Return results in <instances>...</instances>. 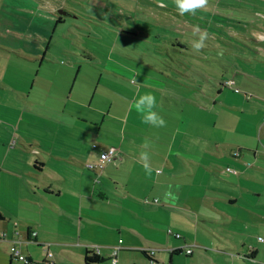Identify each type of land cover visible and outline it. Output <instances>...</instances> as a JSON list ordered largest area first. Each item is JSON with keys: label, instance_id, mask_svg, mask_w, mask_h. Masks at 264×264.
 <instances>
[{"label": "rangeland", "instance_id": "rangeland-1", "mask_svg": "<svg viewBox=\"0 0 264 264\" xmlns=\"http://www.w3.org/2000/svg\"><path fill=\"white\" fill-rule=\"evenodd\" d=\"M59 1L72 14L62 17V21L58 17L60 11L54 10L57 0H0V81H35L38 87L46 79H58L62 85L77 79L68 110L77 106L76 94L83 93V100L86 94L84 124L90 139L97 128L103 131V139L90 144L96 143L104 150L116 147L122 153L116 166L103 169V174L90 171L96 176V189L103 181L105 194L114 201L107 208L121 214L122 217L116 216L119 226L136 227L145 221L155 229L167 231L172 229L169 223H178L177 219L190 213L191 208H206V195L224 199L217 193L233 190L238 194L246 187L261 189V182L247 183L244 177L264 174V51L260 53L264 40L257 43L249 36L240 38L237 34L229 37L219 27L220 31L211 32L209 23L203 27L199 20V26L191 14H185L183 20L175 14V22L153 14H132L135 3L145 5L148 0ZM222 1L221 8L225 4ZM162 2L166 8H176L171 6L175 5L174 0ZM244 2L248 5L242 6L251 12L247 22L264 21L254 15L257 9L264 11V0ZM155 9L168 14L163 7ZM213 17L210 13L203 18ZM223 24L228 25L226 21ZM238 24L252 32L255 39L256 32L264 33V28L255 30L251 23ZM197 26L208 36L206 46L198 52L192 48V42L201 34L196 31ZM14 33L24 37L17 39ZM259 48L262 50L257 51ZM18 62H24L26 68L18 67ZM31 62L40 68L39 75L27 68ZM73 62L80 65H74L73 74L69 75L66 66ZM147 93L156 97L155 111L166 121L165 127L143 123L141 115L132 108L134 100ZM145 140L151 144L150 176L145 174L139 159L140 145ZM114 178L116 184L111 181ZM128 186L147 195L129 197L127 204L122 199L124 187ZM115 190L118 203L109 193ZM244 201L240 197L239 202ZM140 206L146 212L140 211ZM164 210L168 212L160 218L157 211ZM95 220L90 221L105 225L99 216ZM87 234L91 239L98 238L91 232ZM4 254L0 264H9L8 251L4 250Z\"/></svg>", "mask_w": 264, "mask_h": 264}, {"label": "crops", "instance_id": "crops-1", "mask_svg": "<svg viewBox=\"0 0 264 264\" xmlns=\"http://www.w3.org/2000/svg\"><path fill=\"white\" fill-rule=\"evenodd\" d=\"M57 1L58 7L54 10H65L63 1ZM244 1L249 0H225L221 8L224 1L209 0L205 7L207 9L198 10L194 15L195 23L199 26L203 24V27L209 23L211 32L222 28L229 37L236 36L234 34L240 38L249 36L259 43L252 32L238 24L244 21L247 26L251 23L255 30L264 28V21L260 19L253 22L254 19L249 18L247 22L251 12L242 6L247 4ZM157 6L161 7L153 0H148L145 5L135 3L132 14H153L172 20L175 14L179 15L176 8L166 7L163 8L168 14H162V11L155 9ZM232 6H239V13ZM70 11L66 9L65 15L60 14L61 17L72 16ZM117 11L121 12L119 9ZM210 13L214 16L211 20L203 18ZM254 15L264 18V11L257 9ZM179 16L181 20L185 17ZM199 20L203 23H198ZM224 21L228 23L225 27ZM256 33L257 36L264 34ZM212 34L217 39V35ZM14 36L17 39L24 37L21 34ZM36 39L37 42L42 40L41 36ZM263 51L260 53L263 54ZM42 60L45 59L42 57ZM77 60L81 63L80 56ZM80 63L73 62L66 66L68 74L72 75V68ZM17 66L26 68L24 62H18ZM29 67L33 75H39L40 68H36L33 62L29 63ZM76 80L62 85L58 79H46L38 87L35 81L32 84L28 81H0V213L5 217L0 220V262L5 256L4 250L9 253L12 241L19 239L26 257L34 262L47 260L51 264H83L85 252L97 249L101 264H264V174L244 177L247 183L261 182V189L246 187L238 194L233 190L225 194L217 193L224 199L213 194L206 195L205 198H208L203 199L206 210L191 208L190 213L186 212L177 219L178 223L168 224L174 233L180 235L178 239L172 238L163 229L149 226L143 220L136 227L119 226L116 216L121 214L107 208L113 206L114 201L105 194L103 181L96 189L93 182L96 176L90 172L97 170L103 174L102 170L116 166V161L106 164L103 169L95 167L104 147L90 143L92 140H102L103 131L97 128L90 139V131L84 124L86 112H83L88 96L84 94L83 100V93L76 94L77 106L71 112L68 110ZM13 141L15 143L11 146ZM255 149L259 151L258 147ZM89 165L95 166L89 168ZM111 181L116 184V178ZM237 183L240 184V181ZM109 193L118 203V191ZM123 194L122 200L129 204V197L137 198L138 194L145 193L128 186L124 187ZM240 197L245 200L243 203L239 202ZM139 210L145 211L143 206ZM157 212L163 218L168 210ZM96 215L105 225L91 223L97 222ZM110 215L113 217L109 218ZM33 231L36 232L35 237L30 233ZM16 232L18 235H15ZM87 232L98 238H89ZM2 234L6 236L2 237ZM117 246L120 250L112 258L111 251ZM187 248L192 249L189 255L184 252ZM148 249H155L154 256L146 255ZM48 253L52 255L50 258ZM9 264L18 263L10 260Z\"/></svg>", "mask_w": 264, "mask_h": 264}, {"label": "clouds", "instance_id": "clouds-1", "mask_svg": "<svg viewBox=\"0 0 264 264\" xmlns=\"http://www.w3.org/2000/svg\"><path fill=\"white\" fill-rule=\"evenodd\" d=\"M157 2L161 7H167L166 4L162 3V0H157ZM208 2L209 0H174V3L176 5V11L181 16L185 14L195 15L198 10L205 8L208 5ZM257 15H259V13H257ZM196 31L200 32L201 34L199 35L198 40L192 42V48L193 50L198 52L206 46L204 41L208 38V36L206 32H201L198 26L196 27ZM61 63H63V61H61ZM132 108H134L137 114L141 115L143 123L153 127L166 126V121L163 119L162 116L159 115L157 111H155V109L157 108V101L154 95L147 93L142 96H139L138 99L134 100ZM140 147L142 151L140 152L139 159L143 162L145 174L150 176L152 172V169L149 167V162L151 159L149 149L151 148V144L149 141L145 140L140 145ZM104 159L105 156L100 157L101 161H103ZM167 195L175 199V197L172 196L171 193H168Z\"/></svg>", "mask_w": 264, "mask_h": 264}, {"label": "built area", "instance_id": "built-area-1", "mask_svg": "<svg viewBox=\"0 0 264 264\" xmlns=\"http://www.w3.org/2000/svg\"><path fill=\"white\" fill-rule=\"evenodd\" d=\"M256 39H258L260 41L264 40V34L258 35L256 37ZM13 144H14V141L11 143V146ZM101 156H105V159L103 161H101L100 158H99L98 165H96V166L95 165H89L88 167L89 168H94V166H95L96 168L103 169L105 164L120 160L119 151L117 149H114V148H109V149L104 150L100 154V157ZM227 170L229 172L236 173V171H234V170H230V169H227ZM154 203H157V200H155ZM167 233L169 235L174 236L177 239L180 238V235L178 233H174L171 229H168ZM31 234H32V236L36 235L35 232H32ZM15 235H18V232H16ZM2 237H5V235L2 234ZM259 239L262 240L261 238H259ZM12 242L13 243H12L11 247L9 248V255H10L11 259L19 261L21 263L27 262V258L22 253V250H21L22 241L19 240V239H14ZM119 250H120V247H118V246L112 249V251H111L112 258L115 257V255L118 253ZM184 252L189 255V254L192 253V249L191 248H187ZM95 253L99 254V249L95 250ZM146 253L152 257V256H154L155 249H148V250H146ZM51 256H52L51 253H48V258H50Z\"/></svg>", "mask_w": 264, "mask_h": 264}, {"label": "trees", "instance_id": "trees-1", "mask_svg": "<svg viewBox=\"0 0 264 264\" xmlns=\"http://www.w3.org/2000/svg\"><path fill=\"white\" fill-rule=\"evenodd\" d=\"M60 11V14L61 13H65V12H63V10L61 9V10H59ZM58 15V17H59V20H61L62 21V15ZM66 14H68V13H66ZM58 20V21H59ZM14 35H16V34H14ZM27 39H29V38H27ZM257 41H260V40H257ZM262 41V40H261ZM15 143V142H14ZM14 145V144H13ZM12 145V146H13ZM112 148V147H111ZM109 149V148H108ZM106 150V149H105ZM121 153H119V155H120ZM110 163H112V162H110ZM108 164V163H107ZM106 165V164H105ZM105 165H104V167H105ZM234 171H236L237 172V170H234ZM4 215H2V213H0V220H4ZM31 233V232H30ZM36 236V235H35ZM35 236H33V237H35ZM174 237V236H173ZM156 252V251H155ZM174 252V251H173ZM155 254V253H154ZM146 255H147V253H146ZM10 260H13V259H11V257H10ZM22 264H51L49 261H47V260H44V261H41V262H34V261H32L31 259H29V258H27V262H24V263H22ZM83 264H101V258L95 253V251H89V250H87L86 252H85V254H84V257H83Z\"/></svg>", "mask_w": 264, "mask_h": 264}]
</instances>
